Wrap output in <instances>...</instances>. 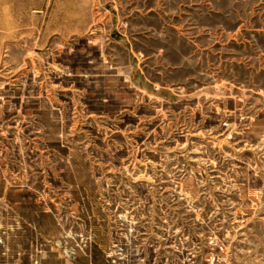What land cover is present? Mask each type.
<instances>
[{
    "label": "rangeland",
    "instance_id": "obj_1",
    "mask_svg": "<svg viewBox=\"0 0 264 264\" xmlns=\"http://www.w3.org/2000/svg\"><path fill=\"white\" fill-rule=\"evenodd\" d=\"M99 175L179 215L148 264H264V0H0V264H64L40 219Z\"/></svg>",
    "mask_w": 264,
    "mask_h": 264
},
{
    "label": "built area",
    "instance_id": "obj_2",
    "mask_svg": "<svg viewBox=\"0 0 264 264\" xmlns=\"http://www.w3.org/2000/svg\"><path fill=\"white\" fill-rule=\"evenodd\" d=\"M154 178L95 176L91 185L95 187L93 197L96 200H93V211L87 217L84 206L80 207L82 204L76 206L77 203L71 197L69 200L75 204L74 206L70 205V202L67 204L55 202L56 205L52 207L49 205L44 211L50 213L49 217L45 219L43 214L40 219V215L37 214L39 223L45 221L43 227H47L50 232L48 236L43 233L44 244L49 246V251L53 252L57 259H63L64 264H71V259L77 255L84 260V264H93L94 249L96 250L94 246L101 251L102 263L105 261L106 264H148L147 249L152 246L153 241L159 243V240H153L147 230H155L153 227L168 230L181 223L179 215L169 217L166 215L162 222H156L154 216H140L136 220L135 212L130 209L131 198L139 196L138 192L135 194L138 183L152 181L153 185L157 184V179ZM40 246L41 240L36 245L37 253H33V256H36L35 264L42 260L43 252L41 254Z\"/></svg>",
    "mask_w": 264,
    "mask_h": 264
}]
</instances>
